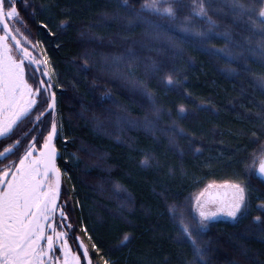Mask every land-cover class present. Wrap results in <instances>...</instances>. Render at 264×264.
I'll return each instance as SVG.
<instances>
[{
  "label": "trees",
  "instance_id": "obj_1",
  "mask_svg": "<svg viewBox=\"0 0 264 264\" xmlns=\"http://www.w3.org/2000/svg\"><path fill=\"white\" fill-rule=\"evenodd\" d=\"M149 2L16 0L20 27L52 68L56 111L26 118L0 151L50 117L44 136L54 115L60 205L78 251L80 235L110 264H264V184L253 166L264 153V61L247 51L264 3L240 0L250 11L239 14L233 0H157L169 18ZM221 183L245 187L247 212L197 234L195 199Z\"/></svg>",
  "mask_w": 264,
  "mask_h": 264
},
{
  "label": "snow or ice",
  "instance_id": "obj_2",
  "mask_svg": "<svg viewBox=\"0 0 264 264\" xmlns=\"http://www.w3.org/2000/svg\"><path fill=\"white\" fill-rule=\"evenodd\" d=\"M15 3L16 0H0V139H11L19 124L29 116L35 115L39 121L42 109H50L53 113L56 109V93L52 91L51 76L47 71L42 72V75L48 76L47 81L36 78L33 83H29L25 61L37 66L34 75L35 71H40V64L47 65V60H37L17 38L19 29H14L10 24V21L22 23ZM232 7L239 14L250 11L240 0H233ZM145 10L174 18L172 8L158 7L157 0H150ZM194 14L206 15L203 4L198 6V12ZM259 16L264 18V9L260 10ZM260 25V40L256 47H248L247 51L264 61V19L260 20ZM257 80L264 90V75L258 76ZM168 82H172L171 76ZM56 137L57 123L53 115L46 138L42 136L41 147H37L38 142L30 137L32 142L27 144L23 155L17 161H10L0 167V264H110L107 258L100 255L101 249L95 243L92 244L94 254L90 253L82 239L78 240V248L82 251L74 252L69 244L68 232L63 230L71 225L64 223L67 217L63 207L58 204L61 172L56 163ZM20 144L21 140L16 138L12 146L0 151V162L10 159L14 147ZM256 163L259 165L258 173L264 176V153L257 157L253 166ZM222 187L231 193L227 200L214 195L212 190L217 188L214 184L208 185L196 197L199 218L194 216L193 219H196L197 234L202 231L204 222L218 213L235 219L245 207L246 189L241 183ZM210 202H217L220 207L208 211ZM84 231L87 232V229ZM181 231L191 240L196 256L202 258V250L191 239L192 231L183 221ZM88 239L91 240V236Z\"/></svg>",
  "mask_w": 264,
  "mask_h": 264
},
{
  "label": "rangeland",
  "instance_id": "obj_3",
  "mask_svg": "<svg viewBox=\"0 0 264 264\" xmlns=\"http://www.w3.org/2000/svg\"><path fill=\"white\" fill-rule=\"evenodd\" d=\"M19 20H20V19H19ZM10 24H11V26H12L14 29H16V28L19 29V32L17 33V38L20 39L21 44L23 45V47L27 48V49L32 53V55H33L34 57L37 58V60H44V59H46V57H44V55H43V52H42V51L37 47V45H36V44L30 39V37L27 36V34L25 33L24 29L20 27V25H21L20 23H17V22H15V21H10ZM0 34H2V32H0ZM12 43L14 44V42H12ZM17 52H18V50H17ZM46 60H47V59H46ZM25 65H26V69H27L26 75H27V77L29 78V83H33V82L35 81L36 78H40V79L45 80L46 75H42V72H43V71H47L50 75L53 74V72H52V68L50 67V65H49V63H48V60H47V65H44V64H40V65H39V69H40V71H35V74H34V75H33V72H34V70L36 69L37 66H36V65L29 64V63L27 62V60L25 61ZM53 89H54V88H53ZM53 91L56 93L55 90H53ZM46 110H47V109L45 108V109L42 111V112H43V115L45 114ZM33 111L35 112V109H34ZM48 114H49V113H48ZM45 115H47V114H45ZM54 118H55V117H54ZM25 121H26V119H24V120L19 124L20 127H19V126H18V127H19L20 131H21V129L23 128V126L25 125V124H24ZM55 121H56V120H55ZM48 122H50V117L47 118L46 121H45V120L41 121L39 127H35L36 129L34 130V134L31 135V137H34V138H35V141L38 142V143H37V147H41V146H42L43 139H42V137L39 138V135H40L41 128H45V126L48 125ZM56 123H57V122H56ZM49 125H50V123H49ZM19 129H18V130H19ZM16 130H17V129H16ZM16 130H15V131H16ZM49 130H50V127H49ZM58 133H59V132H58V130H57V137L60 139L61 136H60ZM46 136H47V133L43 136V138H46ZM3 139H5V138L0 139V142H1ZM62 141H63V140H62ZM31 142H32V141H31L30 139H29V140L26 139L25 144H22L21 147H19L18 150H21V152H23V150L26 148L27 144H28V143H31ZM63 142H65V141H63ZM56 147H57V149L59 148V146H57V145H56ZM58 150H59V149H58ZM11 155H12V154H10V156H11ZM22 155H23V154H22ZM36 155H38V153H37ZM10 161H12V160H10V159H4L3 162H0V167H3L4 164L9 163ZM64 176H65V173L63 172V177H64ZM226 184H234V183H221V184H214V185L217 186V188L214 189V190H212V191L214 192V194H218V195H220L221 198L224 199V200H227V199L230 197V195H231L230 191H228V190H226L225 188L222 187L223 185H226ZM245 196H246L245 207L241 210L240 213L237 214V216H236L235 219L232 218V217H229L228 215H226V214H224V213H218L214 218H212V219H210V220H208V221H205V222H204V226H203V228H204V229H208V228L211 226V224H212L213 222H216V221L235 222V221L238 220L240 217H242V216L247 212V209H248V205H247V192H245ZM61 198H62V194H61ZM60 203H61V199H60ZM59 205H60V204H59ZM60 206H61V205H60ZM219 207H220V204H219V203H217V202H210V203L208 204V206H207V210H208V211H215V210H217ZM259 207H260V209L264 212V205H260ZM194 216H195L197 219L199 218V216H198V212L196 211V206H195V205H194ZM66 217H67V216H66ZM57 222L59 223V213H57ZM64 223H65V224H69L68 218L66 219V221H65ZM63 230L68 232V235H69V244H70L72 250H73L74 252L78 251V250H77V247L73 244V241H72L73 237L70 236V234L72 233V227H70V228L65 227ZM58 254H59V253H58Z\"/></svg>",
  "mask_w": 264,
  "mask_h": 264
},
{
  "label": "water",
  "instance_id": "obj_4",
  "mask_svg": "<svg viewBox=\"0 0 264 264\" xmlns=\"http://www.w3.org/2000/svg\"><path fill=\"white\" fill-rule=\"evenodd\" d=\"M55 111H56V109H55ZM55 111H54V113H53L52 110L47 109L46 112H45V114H48V113H50V112H52L53 114H55ZM54 144H55V140H54ZM55 146H56V144H55ZM56 148H57V147H56ZM58 159H59V150L57 149V159H56V163H57V167L59 168V165H58ZM258 167H259V165H257V167H256V169H255L254 176H255L256 178H258V179L264 184V176H261V175L258 173ZM59 169H60V168H59ZM60 172H61V178H60L61 183H60V198H59V200H58V204H60V199H61V194H62V186H63V173H62L61 169H60ZM214 195L219 196V197L221 198V196L218 195V194H214ZM80 239H82L83 242H84V244H85L86 246H88L87 243L85 242V240H84L80 235H78V236L76 237V243H77V246H78V240H80ZM78 249H79V248H78ZM79 251H82V249H79Z\"/></svg>",
  "mask_w": 264,
  "mask_h": 264
},
{
  "label": "flooded vegetation",
  "instance_id": "obj_5",
  "mask_svg": "<svg viewBox=\"0 0 264 264\" xmlns=\"http://www.w3.org/2000/svg\"><path fill=\"white\" fill-rule=\"evenodd\" d=\"M12 145H13V144H12ZM18 149H19V145H18V146H15V147H14V152H13V154H14L15 152H18ZM13 154H12V155H13Z\"/></svg>",
  "mask_w": 264,
  "mask_h": 264
}]
</instances>
